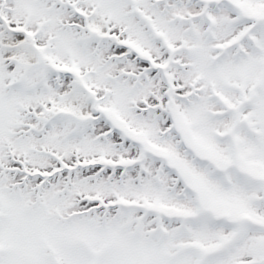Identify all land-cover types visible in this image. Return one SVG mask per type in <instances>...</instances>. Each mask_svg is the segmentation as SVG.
<instances>
[{
	"label": "snow or ice",
	"instance_id": "obj_1",
	"mask_svg": "<svg viewBox=\"0 0 264 264\" xmlns=\"http://www.w3.org/2000/svg\"><path fill=\"white\" fill-rule=\"evenodd\" d=\"M0 264H264V0H0Z\"/></svg>",
	"mask_w": 264,
	"mask_h": 264
}]
</instances>
